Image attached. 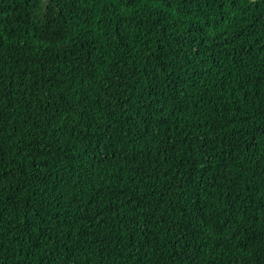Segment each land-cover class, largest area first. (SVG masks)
<instances>
[{
    "label": "trees",
    "instance_id": "trees-1",
    "mask_svg": "<svg viewBox=\"0 0 264 264\" xmlns=\"http://www.w3.org/2000/svg\"><path fill=\"white\" fill-rule=\"evenodd\" d=\"M0 264H264V0H0Z\"/></svg>",
    "mask_w": 264,
    "mask_h": 264
}]
</instances>
